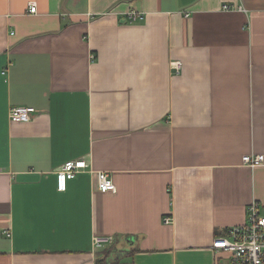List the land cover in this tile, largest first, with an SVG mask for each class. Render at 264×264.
Segmentation results:
<instances>
[{
  "label": "crops",
  "instance_id": "0c3cea01",
  "mask_svg": "<svg viewBox=\"0 0 264 264\" xmlns=\"http://www.w3.org/2000/svg\"><path fill=\"white\" fill-rule=\"evenodd\" d=\"M248 154H264V0H0V264H96L97 236L118 264H230L215 240L264 213Z\"/></svg>",
  "mask_w": 264,
  "mask_h": 264
},
{
  "label": "built area",
  "instance_id": "2783aa9c",
  "mask_svg": "<svg viewBox=\"0 0 264 264\" xmlns=\"http://www.w3.org/2000/svg\"><path fill=\"white\" fill-rule=\"evenodd\" d=\"M226 10H236L232 5L224 6ZM243 10L242 7H237ZM37 5L31 4L29 12L35 13ZM130 22H137L144 19V14L133 10L129 13ZM94 58V56H93ZM182 63L175 62L173 67L180 70ZM36 109L31 106H17L11 108L9 118L13 122H27L32 120ZM243 162L249 166L256 167L264 164V154H248L243 157ZM89 168V163L85 160H69L65 162L57 172L58 190H67L69 180L83 170ZM98 188L101 192H116L117 186L113 177L108 172H99ZM173 218L166 216L165 224H171ZM10 235V234H8ZM115 238L113 236H97L94 238V244H113ZM214 249L218 252H226L229 254L230 264H264V213L261 204L258 201L253 202L248 207L247 222L243 226L230 228L228 235L219 237L215 240Z\"/></svg>",
  "mask_w": 264,
  "mask_h": 264
},
{
  "label": "trees",
  "instance_id": "16d2710c",
  "mask_svg": "<svg viewBox=\"0 0 264 264\" xmlns=\"http://www.w3.org/2000/svg\"><path fill=\"white\" fill-rule=\"evenodd\" d=\"M105 247L106 249H104L102 253V259H97L96 264H118L122 258V254H119V250L115 249V242L113 244H107L105 245ZM114 251H116V258L112 262H110L108 261V259Z\"/></svg>",
  "mask_w": 264,
  "mask_h": 264
}]
</instances>
